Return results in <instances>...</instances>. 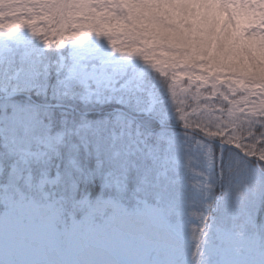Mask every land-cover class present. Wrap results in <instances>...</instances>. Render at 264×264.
Instances as JSON below:
<instances>
[{
    "label": "snow or ice",
    "instance_id": "obj_1",
    "mask_svg": "<svg viewBox=\"0 0 264 264\" xmlns=\"http://www.w3.org/2000/svg\"><path fill=\"white\" fill-rule=\"evenodd\" d=\"M188 139L86 34L0 41V264H187L189 233L205 264H264V153L211 146L197 170Z\"/></svg>",
    "mask_w": 264,
    "mask_h": 264
},
{
    "label": "rangeland",
    "instance_id": "obj_2",
    "mask_svg": "<svg viewBox=\"0 0 264 264\" xmlns=\"http://www.w3.org/2000/svg\"><path fill=\"white\" fill-rule=\"evenodd\" d=\"M188 1L197 2V16L188 20V25L177 21L182 13L163 4L157 16L154 14L159 23L157 29L151 26L154 18L148 8L161 4L162 0H156V4L155 0H63L59 17L67 15V44L83 34L88 40L102 43L112 56L142 78L175 123L182 113L181 120L186 119L188 125L196 122L205 133L229 135L251 157L250 161L255 157L253 163L259 167V156L264 153V132L256 133L255 128L258 125L264 128V0ZM53 2L0 0V41L11 47L23 40L49 44L55 38L48 32ZM229 16L234 27L233 42H220L216 38L219 29L216 25L208 26L206 20L213 17L220 24ZM177 35L183 37L182 43L175 39ZM193 73L197 74L195 79ZM191 91L213 100L222 95L225 103H211L208 110L196 107L197 103L194 107L176 105L178 96L179 102H188ZM34 99L44 102L42 98ZM175 133L189 138L185 145L187 156L199 170L197 160L203 159L207 148L213 145L184 132ZM261 203L257 195L249 208L256 220ZM213 214V209H209V224ZM186 240L187 264H198L200 258L206 262V243L197 245L190 233Z\"/></svg>",
    "mask_w": 264,
    "mask_h": 264
},
{
    "label": "bare ground",
    "instance_id": "obj_3",
    "mask_svg": "<svg viewBox=\"0 0 264 264\" xmlns=\"http://www.w3.org/2000/svg\"><path fill=\"white\" fill-rule=\"evenodd\" d=\"M187 2V3H185ZM185 2H183V0H169V1H166V0H162V3L157 5L156 4V0L153 4H156L154 7H152V9L148 8V11L149 13H152L151 15L154 17L157 16L158 14V10H159V7H161V5H166L167 8H175V10H177L182 16L178 17L177 18V21L180 23V24H184V25H188V20L189 21H192L196 16H197V7H196V3L193 2L194 4H191V3H188L189 1L188 0H185ZM154 14L156 16H154ZM210 19L207 18L206 22H207V25H211L213 28H214V25L217 26V29L219 30H216L217 32V37L220 42H233V40L231 39L233 37V33H231V30L234 29L232 23H231V16H229L228 19H226L224 22L220 23L218 21H216L215 18L213 17H210ZM156 18H154L153 20L154 21H150L152 22V25L153 26L152 28H158V24L157 21H155ZM149 23V22H148ZM231 25H230V24ZM166 33V32H164ZM167 34H170V33H167ZM175 35L177 33H174ZM174 34H171V35H174ZM160 38V37H159ZM171 38V37H170ZM175 39L182 43L183 41V37L182 36H175ZM228 52V51H227ZM233 55H235V53L233 52Z\"/></svg>",
    "mask_w": 264,
    "mask_h": 264
},
{
    "label": "trees",
    "instance_id": "obj_4",
    "mask_svg": "<svg viewBox=\"0 0 264 264\" xmlns=\"http://www.w3.org/2000/svg\"><path fill=\"white\" fill-rule=\"evenodd\" d=\"M63 0H54L52 7L50 9L48 28L49 33H53V41L48 44L50 46V51L56 52L58 50V42H64L67 44L69 41V25L67 22V15L62 18L58 17L61 10ZM261 215H264V205L261 207Z\"/></svg>",
    "mask_w": 264,
    "mask_h": 264
}]
</instances>
